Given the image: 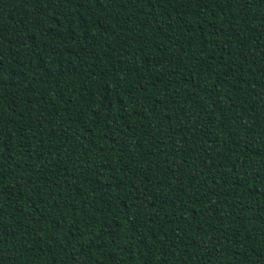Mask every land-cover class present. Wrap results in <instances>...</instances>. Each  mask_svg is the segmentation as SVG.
<instances>
[{"label": "trees", "instance_id": "obj_1", "mask_svg": "<svg viewBox=\"0 0 264 264\" xmlns=\"http://www.w3.org/2000/svg\"><path fill=\"white\" fill-rule=\"evenodd\" d=\"M0 264H264V0H0Z\"/></svg>", "mask_w": 264, "mask_h": 264}]
</instances>
